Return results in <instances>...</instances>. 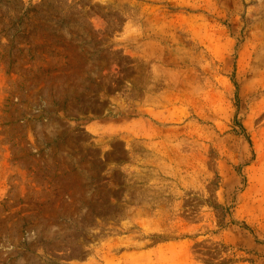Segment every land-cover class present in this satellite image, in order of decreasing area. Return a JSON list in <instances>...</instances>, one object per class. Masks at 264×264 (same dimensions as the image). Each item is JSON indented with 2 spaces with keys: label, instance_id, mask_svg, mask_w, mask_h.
I'll list each match as a JSON object with an SVG mask.
<instances>
[{
  "label": "rangeland",
  "instance_id": "1",
  "mask_svg": "<svg viewBox=\"0 0 264 264\" xmlns=\"http://www.w3.org/2000/svg\"><path fill=\"white\" fill-rule=\"evenodd\" d=\"M0 264H264V0H0Z\"/></svg>",
  "mask_w": 264,
  "mask_h": 264
}]
</instances>
